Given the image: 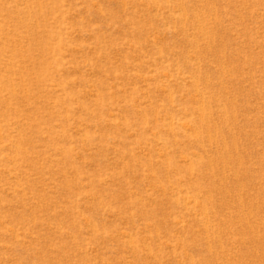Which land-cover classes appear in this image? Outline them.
Listing matches in <instances>:
<instances>
[{
    "label": "rangeland",
    "instance_id": "1",
    "mask_svg": "<svg viewBox=\"0 0 264 264\" xmlns=\"http://www.w3.org/2000/svg\"><path fill=\"white\" fill-rule=\"evenodd\" d=\"M0 264H264V0H0Z\"/></svg>",
    "mask_w": 264,
    "mask_h": 264
}]
</instances>
